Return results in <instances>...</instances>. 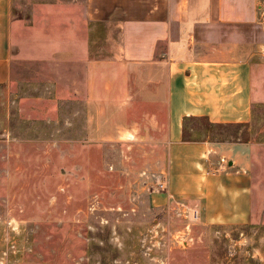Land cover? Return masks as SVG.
Segmentation results:
<instances>
[{
	"label": "rangeland",
	"instance_id": "1",
	"mask_svg": "<svg viewBox=\"0 0 264 264\" xmlns=\"http://www.w3.org/2000/svg\"><path fill=\"white\" fill-rule=\"evenodd\" d=\"M13 1L16 57L0 87V264H264V103L248 124L186 121L187 136L256 143L250 222L204 223L176 197L154 204L165 190L158 144L130 131L109 137L94 98L68 90V22L83 0ZM255 52L262 90L264 46Z\"/></svg>",
	"mask_w": 264,
	"mask_h": 264
},
{
	"label": "crops",
	"instance_id": "2",
	"mask_svg": "<svg viewBox=\"0 0 264 264\" xmlns=\"http://www.w3.org/2000/svg\"><path fill=\"white\" fill-rule=\"evenodd\" d=\"M82 7L68 22V90L90 104L94 98L90 110L109 137L130 131L158 144L165 190L152 194L154 204L176 197L200 208L204 223L250 222L256 143L187 136L186 121L248 124L264 103L255 56L264 46L261 0H83ZM19 26L14 1L0 0V87L11 79Z\"/></svg>",
	"mask_w": 264,
	"mask_h": 264
},
{
	"label": "built area",
	"instance_id": "3",
	"mask_svg": "<svg viewBox=\"0 0 264 264\" xmlns=\"http://www.w3.org/2000/svg\"><path fill=\"white\" fill-rule=\"evenodd\" d=\"M161 185L165 188V183L164 182H161ZM192 211H194V217L198 218L201 214L200 212V208L196 207L194 208Z\"/></svg>",
	"mask_w": 264,
	"mask_h": 264
}]
</instances>
